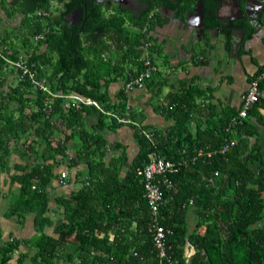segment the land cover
<instances>
[{
  "label": "trees",
  "instance_id": "16d2710c",
  "mask_svg": "<svg viewBox=\"0 0 264 264\" xmlns=\"http://www.w3.org/2000/svg\"><path fill=\"white\" fill-rule=\"evenodd\" d=\"M146 2L150 6L135 16L127 8L95 0H0V47H7L13 59L24 54L53 88L97 100L107 112L137 122L139 115L130 111L126 91L112 100L107 89L118 78L125 84L142 69L150 32L161 25V2ZM79 7H84L83 20L72 26L68 17ZM40 10L48 15H39ZM4 16L20 21L2 28ZM40 34L43 38L35 40ZM8 70L16 72L0 58V167L9 169L14 150L22 151L26 163L15 166L19 172L12 180L19 186L4 215L18 216L23 223L35 214L37 234L28 243L36 252L30 264H264V157L247 137L240 138L247 120L231 133L227 127L234 114L218 120L216 129L208 126L205 133L194 135L191 114L199 107L197 98L205 95L195 87L170 94L157 109L176 124L166 133L153 129L154 141L142 133L146 126L129 124L140 151L126 168L124 145L108 138L124 125L116 117L84 103L66 109L62 98L50 100L29 79L17 80L7 91ZM94 112L100 117L89 130L86 117ZM60 134L63 137L56 139ZM76 137L81 143L77 148ZM233 139L237 144L226 155L200 158L170 175L173 187L164 189L160 222L173 233L165 240L162 257L150 230L152 216L139 169L153 152L184 160L200 148H219ZM111 150L122 151L109 156ZM26 154H36L37 160L31 163ZM63 163L78 169L81 185L57 198L64 218L54 237L46 232L53 225L49 188L57 177L55 168ZM192 200L197 218L190 229ZM21 243L16 238L4 242L0 264H11ZM187 246L193 249L191 255ZM27 257L20 254L15 264H25Z\"/></svg>",
  "mask_w": 264,
  "mask_h": 264
},
{
  "label": "crops",
  "instance_id": "0c3cea01",
  "mask_svg": "<svg viewBox=\"0 0 264 264\" xmlns=\"http://www.w3.org/2000/svg\"><path fill=\"white\" fill-rule=\"evenodd\" d=\"M147 7L143 6V11ZM201 9L204 10V17L207 20L204 32L200 30L203 27ZM157 10L160 13L161 25L150 32L152 36L150 48L154 46L153 52L150 53V48L146 50V53L153 58L157 71L154 79L149 80L145 88L126 92L128 107L141 116L138 122L146 126L147 130L156 129L166 133L176 124V120L167 117L157 107L163 103L166 104L170 94L195 87L205 96L197 98L199 107L192 111L190 131L194 135H201L205 133L208 126L216 129L218 120L223 121L227 116L239 112L243 94L247 91L252 78L264 71V15L261 16L262 23L258 26L259 31L249 24L251 28L247 33L245 31H237L236 34L229 32L225 45V30L223 27L220 31L217 28L219 24L225 25L222 21L225 22L229 16L238 11L237 6H191L189 9L184 6H159ZM3 20L12 21L7 16H4ZM6 73L8 77L3 89L9 91L10 86L17 83V78L16 72L8 70ZM124 88V79L118 78L109 84L107 90L111 99L117 100L120 91L125 90ZM158 90L161 92L159 95ZM99 117L97 112L88 115L87 126L94 129ZM246 120L247 125L241 129L240 138L247 137L251 147L255 145L264 157V88L260 101ZM236 128L235 132H238ZM250 132L251 135H249ZM61 137L63 135H57L56 139ZM108 138L111 142L124 145L123 149L127 153L125 166L129 168L140 151L134 128L124 124L116 132H109ZM122 150H111L108 155H117ZM21 152L13 151L8 170L3 171L0 167V247L11 238L22 241L19 249L14 253L11 264H15L22 253L28 256L25 264H30V258L36 252V249L28 243V240L33 239L37 234L35 214H29L23 223L18 216L7 218L4 215L13 198V193L19 186L12 180V176L19 172L15 171V166L26 163ZM26 157L31 163L37 160L36 154H26ZM252 166L257 171V164ZM79 168L82 169L81 166ZM77 172L76 167L69 168L67 163L55 168L57 177L53 179L49 188L50 209L48 211L53 225L46 228L47 234L54 237L58 236L55 229L64 218V210L58 206L56 200L80 187L76 180ZM62 174H66V177L63 178ZM191 204L188 221L190 229H193L197 214L193 200ZM203 228L202 231H204ZM192 251L193 249L187 246L189 255Z\"/></svg>",
  "mask_w": 264,
  "mask_h": 264
},
{
  "label": "built area",
  "instance_id": "2783aa9c",
  "mask_svg": "<svg viewBox=\"0 0 264 264\" xmlns=\"http://www.w3.org/2000/svg\"><path fill=\"white\" fill-rule=\"evenodd\" d=\"M38 14L48 15V12L40 10ZM42 38L43 36L41 34L35 36V40L37 41L41 40ZM150 45L151 43L148 42L145 49L150 48ZM8 52L9 51L7 47H0V58H3L5 62L11 67H14L17 75V80L23 81L25 79H29L31 84L35 85L38 90L44 92L50 98V100L57 98L64 99V106L66 109H70L71 107H75L81 103L93 105L96 106L100 111L106 112L107 114L116 117L118 122L122 124H135L141 127L139 123L135 122L129 117H121L110 111L107 112L103 109V107L97 100L85 97L75 92H62L56 86L55 88H53V86L50 85V79L45 76H41L36 66L30 63L28 58L24 54L21 55L18 59H13L10 57V55H8ZM156 71V64L149 56V54L145 52L143 56L142 69L135 77L124 84L125 91L129 92L136 88H145L146 82L152 78L153 74H155ZM263 83L264 71H261L252 78L247 91L243 94L242 106L239 112L230 120V123L227 127V130L229 132L234 133L235 128L238 125L243 124L244 120L248 118L250 111L263 95ZM45 106L48 109L49 114H51L52 110L50 109V105L47 101L45 103ZM141 131L147 139L154 141L155 134L152 130L142 128ZM236 144L237 140L233 139L226 142L219 148H200L194 156L184 160L167 159L153 152L150 154V161L147 163V165L139 169V174L144 178V194L149 202L152 216L150 230L154 232V241L157 248L160 249L162 257L166 256L165 240L169 234L173 233L170 228H166L160 222V210L165 201L164 189L173 187V180L170 175L180 172L183 166L186 167L190 163H194L200 158H211L217 154L226 155L232 150L233 147L236 146ZM62 177L65 178L66 174H62ZM172 264H175V261L172 260Z\"/></svg>",
  "mask_w": 264,
  "mask_h": 264
},
{
  "label": "flooded vegetation",
  "instance_id": "af4514ba",
  "mask_svg": "<svg viewBox=\"0 0 264 264\" xmlns=\"http://www.w3.org/2000/svg\"><path fill=\"white\" fill-rule=\"evenodd\" d=\"M96 1V0H95ZM154 2H161L160 6H248L250 13L257 14L254 7L262 6L264 0H153ZM163 2V3H162ZM104 3L109 6H120L127 8L134 14L141 15L143 12V6H150L146 0H107ZM242 14L237 11L234 12L228 19L222 23L225 25L230 22L231 18L237 17V20H232V29L236 28L238 31L245 30V33L251 28L249 26V16L243 11ZM215 13V12H214ZM72 15V14H71ZM74 16V15H72ZM214 16V15H213ZM221 19V17L218 15ZM75 18V17H74Z\"/></svg>",
  "mask_w": 264,
  "mask_h": 264
},
{
  "label": "water",
  "instance_id": "95a60500",
  "mask_svg": "<svg viewBox=\"0 0 264 264\" xmlns=\"http://www.w3.org/2000/svg\"><path fill=\"white\" fill-rule=\"evenodd\" d=\"M97 2H104L107 0H96ZM203 7V6H201ZM248 6H237V10L242 14V18H243V11L245 10L246 14L249 16V21H250V25L257 31H259L258 26L261 25L262 21H261V16H263V10H264V1H262V6H258V7H254L255 10L257 11V14H252L250 13ZM74 15V16H72ZM72 15H70L68 17L69 22L71 23L72 26L77 25L78 23H80L83 20L84 17V7H79L77 8ZM201 15H202V19H203V27L200 29L204 32V26L207 24V20H205L204 17V10L201 9ZM75 17V18H74ZM209 19V18H208ZM232 20H237V17L231 18L230 22L227 25H221L219 24V27L217 28L219 31L221 29V27H223V29L225 30V45H226V40H227V32H231L233 34H236V32L238 31L236 28L232 29ZM245 31V30H242ZM244 33V32H243ZM234 38L232 37V40Z\"/></svg>",
  "mask_w": 264,
  "mask_h": 264
},
{
  "label": "rangeland",
  "instance_id": "374dc122",
  "mask_svg": "<svg viewBox=\"0 0 264 264\" xmlns=\"http://www.w3.org/2000/svg\"><path fill=\"white\" fill-rule=\"evenodd\" d=\"M19 19H18V17H16V18H14V19H12V21H9V22H2V28L3 27H14L15 25H17L18 23H19ZM157 61V60H156ZM49 71H51V69L49 70ZM34 86V88H36L35 87V85H33ZM64 100V99H63ZM52 101H53V99H52ZM131 111V110H130ZM139 115V114H138ZM129 118H131V117H129ZM139 118L141 119V116L139 115ZM132 119V118H131ZM133 120V119H132ZM140 121V120H139ZM137 123H139L138 121H137ZM141 124V126L143 127V125H142V123H140ZM88 129H89V127H88ZM90 130V129H89ZM74 143V145H76V147L75 148H77V144L80 146L81 145V143H80V138H78V137H76L75 138V141L73 142ZM79 185H81V184H79Z\"/></svg>",
  "mask_w": 264,
  "mask_h": 264
}]
</instances>
